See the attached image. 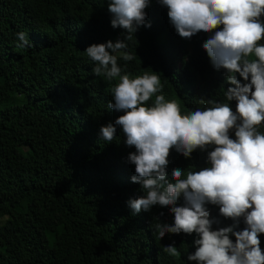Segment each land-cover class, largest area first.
<instances>
[{
  "label": "trees",
  "instance_id": "16d2710c",
  "mask_svg": "<svg viewBox=\"0 0 264 264\" xmlns=\"http://www.w3.org/2000/svg\"><path fill=\"white\" fill-rule=\"evenodd\" d=\"M109 2L0 0V264H198L187 260L196 247L180 240L183 233L154 235L155 223L174 224L172 206L138 214L128 206L144 193L132 182L128 156L135 148L126 145L122 128L116 126L112 142L102 139L101 127L124 114L108 108L118 78L95 75L85 51L92 40L116 37ZM145 11L168 33L139 27L124 51L134 59L118 56L123 73L156 72L163 85L158 94L176 100L185 114L211 106L208 100L227 102L226 70H217L203 47L214 32L182 38L159 0ZM20 32L30 46L18 47ZM229 103L235 111L237 102ZM211 150L185 158L173 148L168 179L176 168L209 166ZM183 203L181 197L176 206ZM206 206L219 221L213 230L235 223L218 205ZM246 226L242 217L235 230ZM260 240L264 250V234ZM173 242L179 257L163 251Z\"/></svg>",
  "mask_w": 264,
  "mask_h": 264
},
{
  "label": "clouds",
  "instance_id": "9594fccd",
  "mask_svg": "<svg viewBox=\"0 0 264 264\" xmlns=\"http://www.w3.org/2000/svg\"><path fill=\"white\" fill-rule=\"evenodd\" d=\"M150 3L110 0L105 10L116 37L92 40L85 51L95 63V75L109 81L118 78L111 85L113 101L108 108L124 114L114 124L102 126L101 134L104 141L112 142L120 126L126 145L135 148L128 156L136 172L131 179L141 185L144 195L129 200L128 206L133 214L156 205L172 206L174 224L155 223L154 235L162 240L166 234L183 233L180 240L196 247L194 254L187 255L188 261L264 264L260 240L264 234V132L259 130L264 123V44L259 43L264 39V0H159L182 38L214 32L203 47L213 66L226 70L227 83L232 85L224 91L227 102L208 100L211 106L186 114L176 100L158 94L163 85L156 72L133 77L118 65V56L129 51L128 40L139 27L153 35L168 33L163 23L149 20L145 10ZM17 36L22 42L18 47L30 46L26 33ZM122 58L130 61L134 56L124 52ZM233 100L235 111L229 103ZM210 146L214 150L208 151L209 166L199 171L176 168L172 180L168 179L173 148L191 158L195 150ZM181 197L183 205L176 206ZM207 204L218 205L220 214L235 223L213 230L219 221L211 218ZM242 217L247 226L237 231ZM163 251L173 258L181 255L175 242Z\"/></svg>",
  "mask_w": 264,
  "mask_h": 264
}]
</instances>
